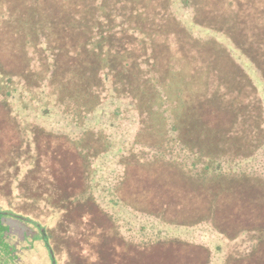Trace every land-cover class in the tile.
I'll use <instances>...</instances> for the list:
<instances>
[{"label": "trees", "instance_id": "obj_1", "mask_svg": "<svg viewBox=\"0 0 264 264\" xmlns=\"http://www.w3.org/2000/svg\"><path fill=\"white\" fill-rule=\"evenodd\" d=\"M261 91L264 0H0V264L39 239L49 264H212L172 235L198 226L236 242L220 264H264ZM105 103L132 134L89 124ZM108 205L153 229L125 238Z\"/></svg>", "mask_w": 264, "mask_h": 264}, {"label": "rangeland", "instance_id": "obj_2", "mask_svg": "<svg viewBox=\"0 0 264 264\" xmlns=\"http://www.w3.org/2000/svg\"><path fill=\"white\" fill-rule=\"evenodd\" d=\"M172 9L174 10V12H176L178 17L186 18V20L188 16L191 15L190 14L191 9L183 8L177 3L173 5ZM192 32L194 35H196V37L200 39L217 38L216 34H213L210 32H205V31H201L197 29H192ZM222 42L226 44L225 40ZM234 58H236V56ZM239 63H242V59L239 61ZM257 84L259 85V88L261 89L262 85L260 84V82H257ZM261 93L262 95H264L263 91H261ZM121 102L124 103V101H121ZM117 103L120 105V109L124 110L126 106H124L123 103H119V102ZM114 108H115V104L105 103V105H103L101 109L100 107L96 109V111L91 116L89 124L94 129L99 128L106 132L114 131L118 133H127L129 135L130 133L132 134L131 130L133 128V125L130 122L122 124V123H118L117 121V123L112 128L109 127L110 114ZM127 114L132 115L130 111L127 112ZM43 123L45 126L49 125L47 122H44L42 120V124ZM56 129H58L59 131H63L61 129L68 130L65 127H58V126H56ZM114 136H116V138L120 137L118 134ZM123 146L125 147V144ZM94 165L97 170V179L93 181V183L96 186V190L94 189L95 191L94 193L98 194L97 197L101 203L107 204L106 196L108 195V193L104 191L105 187L103 186V181H100L99 178L104 179V178H107L108 176L113 177L112 173L110 172V169H114L115 162L110 161L108 163V160L106 159V160L96 161ZM108 208L111 209L116 215V218L119 222L121 233L125 236V238H146L149 235V232H151V230L153 229L150 226H148L144 228L143 230H141L140 229L141 225L145 224L144 219L138 215H132L127 209H124L120 207L119 205L117 206L108 205ZM181 228L182 229L172 231L173 233L172 235L173 236L180 235L185 238H199L198 236L203 234L202 236L204 237L202 238V240L205 241V243H207L209 247L213 250L214 256H213L212 264H220L222 255L224 254V252H226L225 250L229 248L230 246H232L234 243H236V242H229L224 239L221 242L216 238H212V236L209 234V228L206 226H198V227L191 228V229L190 228L184 229L185 227H181ZM216 244H220V249L218 252L215 251ZM24 255L26 256V259L23 260L22 262L23 264H49L47 249L41 239L36 240L34 242V248L32 249V251L26 252Z\"/></svg>", "mask_w": 264, "mask_h": 264}]
</instances>
